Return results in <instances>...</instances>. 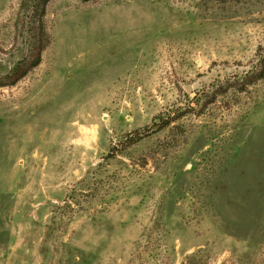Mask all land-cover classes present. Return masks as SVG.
<instances>
[{"label": "rangeland", "instance_id": "374dc122", "mask_svg": "<svg viewBox=\"0 0 264 264\" xmlns=\"http://www.w3.org/2000/svg\"><path fill=\"white\" fill-rule=\"evenodd\" d=\"M263 69L264 0H0V209L40 264H264Z\"/></svg>", "mask_w": 264, "mask_h": 264}, {"label": "crops", "instance_id": "0c3cea01", "mask_svg": "<svg viewBox=\"0 0 264 264\" xmlns=\"http://www.w3.org/2000/svg\"><path fill=\"white\" fill-rule=\"evenodd\" d=\"M3 194V195H1ZM6 196L0 193V197ZM7 198V197H6ZM15 209H0V264H40L37 241L29 238L30 231L15 224ZM29 232V233H28Z\"/></svg>", "mask_w": 264, "mask_h": 264}, {"label": "trees", "instance_id": "16d2710c", "mask_svg": "<svg viewBox=\"0 0 264 264\" xmlns=\"http://www.w3.org/2000/svg\"><path fill=\"white\" fill-rule=\"evenodd\" d=\"M40 62H41V55H40V53H39L38 56L36 57V59H35L33 62H31L29 68H27L26 70H23V71L20 73L19 76H16V77L14 78V80H13L12 82L14 83L17 79H19L20 77L24 76V75L26 74V72H28V70H29L30 68L39 65ZM263 77H264V69H263L261 72H259L258 74H256V75H254L253 73L250 74V76L248 77L247 81H254V82H255V81H257L258 79H261V78H263ZM164 126H165V124H164V125H160L159 128L161 129V128H163Z\"/></svg>", "mask_w": 264, "mask_h": 264}]
</instances>
